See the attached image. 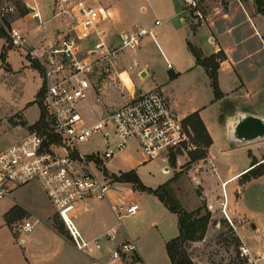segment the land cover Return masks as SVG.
<instances>
[{
  "label": "crops",
  "instance_id": "obj_1",
  "mask_svg": "<svg viewBox=\"0 0 264 264\" xmlns=\"http://www.w3.org/2000/svg\"><path fill=\"white\" fill-rule=\"evenodd\" d=\"M22 1L29 8V12L9 21V25L26 33L27 40L30 33L46 32V34H40L35 43L32 44L28 41L30 46L41 47L52 44L58 29L65 27L57 18H54L56 0ZM87 1L107 10L108 16L101 19V24L108 31L110 40L115 43L119 42L120 36L138 27L152 30L153 34L156 31L159 36L158 39L156 35L154 38L146 35L136 50L124 48L120 52L117 60L129 61V69L134 70L132 73L118 66L117 63L113 73H110L109 77L102 78L100 83L96 84V92H92L89 106L98 114L99 118L97 119L111 112V107L107 106L108 103L103 99L102 91L107 89V81L110 83V79L116 78L118 75L121 81V84L118 85L121 98L119 102L115 103L116 108L140 92L159 88L181 118L184 119L197 111L212 138V143L207 149L208 156L204 162L207 167L205 171L199 173L190 171V173L192 172L194 181L201 185L202 199L206 201L212 216L205 238L194 243L198 245L208 239L215 230L214 224L219 226L218 221L212 220V218L215 219L216 215L223 213V203L226 201V213L242 244L250 250L251 261H263L264 174L250 180H245L243 174L251 169L253 158L259 162L264 161V139L243 145L231 143L226 135V119L231 117L234 112L241 111L256 115L264 114V105L260 104L264 103V76L261 75L264 62V13L257 10L255 0H226L225 5L215 3L214 7L209 10L207 20L194 26L195 23L183 22L180 19L184 0H137L136 3L132 0L129 2L125 0ZM7 2V0H0V3L7 4ZM148 8H151L156 15V19L151 23H148L143 17L139 18L138 15V13L145 14L149 10ZM33 10L40 13V20L33 18L31 13ZM157 20L161 23L156 25ZM42 23L46 24V28ZM52 23L54 24L51 25ZM25 24L29 26L28 29L24 27ZM146 40L147 42L153 40L157 44L167 61L170 77L161 78L153 85L144 88L141 84L149 75L148 63H145L146 59L143 57ZM188 41L200 48L205 56L219 51L225 52L227 58L220 63L218 70L219 85L225 94L222 99H215L211 78L206 69L196 62L188 48ZM19 50L26 55L24 50ZM26 58H28L27 55ZM30 66L32 65L30 64ZM253 76H258V79ZM40 78L42 84L43 79L41 76ZM137 78L140 80V86L137 84ZM179 81L185 82L186 85L191 84L197 89L191 91L188 88L185 93L179 86ZM227 101L233 102L234 107L225 108L227 105L224 104ZM33 103H36L35 100ZM27 108L28 106L11 110L10 115L21 114L29 125L33 124L37 120H28L25 114ZM17 125L19 127L20 124ZM26 130L27 128H25ZM24 133L16 136L14 140L19 139ZM9 144L8 142L1 143L0 149ZM119 153L135 154V156L130 155L131 161L127 168L121 171L135 169L140 177L142 176L140 172L142 167L160 160L163 172L171 179L174 176L172 167L177 169V164L184 163L182 156L178 158L176 166L171 165L170 161H166L162 157L148 160L134 141L114 157ZM111 160L107 162V165ZM108 170L110 169L108 168ZM116 183L124 186V189L132 195L139 191L134 189L131 183ZM223 184H226L224 186L226 200ZM159 185L150 187L156 188ZM140 192L138 193L141 194ZM150 195L154 198V204L160 214L173 219L172 229L164 228V232L174 236L173 229L177 225L176 237L179 234L178 215L171 212L157 196ZM197 195L193 189L191 200H187L180 194L179 200L188 211H194L203 203V200H200ZM124 200L118 197L115 190L109 192L108 199L85 200L75 214L76 223L83 235L93 239L117 226L118 221L111 209V204L127 205L131 203ZM132 202L140 205V211L134 215L135 217L146 213L139 201ZM55 212L56 210L44 190L37 184L28 185L10 197L0 199V264H92L93 257H102L107 248L111 246L106 242L104 252L94 256L82 253L74 246L63 222L61 221L60 228H57L53 223L52 216ZM37 219L41 221L37 222ZM25 220H30L34 224L29 231L20 228ZM127 237H131L135 241L138 238L136 229L128 225L125 226L123 222L120 239ZM168 241L170 239H164V243ZM138 250L141 258L145 261L139 246ZM256 255L262 256L257 257Z\"/></svg>",
  "mask_w": 264,
  "mask_h": 264
},
{
  "label": "built area",
  "instance_id": "obj_2",
  "mask_svg": "<svg viewBox=\"0 0 264 264\" xmlns=\"http://www.w3.org/2000/svg\"><path fill=\"white\" fill-rule=\"evenodd\" d=\"M9 3L0 11L3 26L5 12L16 8ZM54 11V18L65 27L58 29L52 44L30 46L26 33L14 26L7 27L11 45L24 50L42 74L39 101L48 126L47 133L38 128L28 129L19 139L0 149V199L37 184L79 251L94 256L104 252L106 242L111 244L102 257H93L92 264H146L133 238L120 239L123 220L139 213L138 203L111 204L117 226L93 239L79 229L76 211L85 200L108 199L114 182L108 175L107 162L130 142H136L148 160L162 157L170 161L172 153L194 147L192 131L185 127L183 118L159 88L140 92L100 119L89 122L83 109L91 93L96 92V74L98 77L110 74L124 48L136 50L146 35L154 38V34L138 27L115 43L101 24V19L108 16L107 10L87 0H56ZM31 13L33 18L41 19L38 11ZM180 19L191 23L206 21L200 0H184ZM160 23L156 21V25ZM42 25L46 28V24ZM98 134L106 145L105 150L84 153L81 144ZM226 207L225 201L223 212L231 221ZM33 225L25 220L20 228L29 231ZM241 255L251 259L250 250L244 245Z\"/></svg>",
  "mask_w": 264,
  "mask_h": 264
},
{
  "label": "rangeland",
  "instance_id": "obj_3",
  "mask_svg": "<svg viewBox=\"0 0 264 264\" xmlns=\"http://www.w3.org/2000/svg\"><path fill=\"white\" fill-rule=\"evenodd\" d=\"M125 1L129 2L131 0ZM132 1L136 3L137 0ZM200 2L206 17H208L209 10L210 8L214 7L213 5L215 3H221L223 5L227 3L226 0H200ZM7 3H9V1ZM9 4H14V2L11 1ZM3 6H6V3H0V11L2 10ZM148 9L149 10L146 11L145 14L138 13V15L139 18L143 17L146 21H148V23H151L156 19V15H154L151 8ZM14 10L15 11H12L11 13L3 11L5 12L4 18H8L9 21L17 19L20 16V13L17 8H15ZM55 21L57 22V20ZM199 23H195L194 26ZM53 24L54 23H52L51 25ZM0 26L4 28L6 34L8 35L7 27H10L12 25H7L5 23V26H3L0 23ZM24 27L28 29L29 26L25 24ZM37 33L38 34L30 33L28 35L29 43H35L40 34H46L45 31H38ZM154 35H156V37L159 39L156 31ZM6 40L4 41V37L2 36L0 37V144L5 142L12 143L15 141L14 138L16 136L25 132V128H27L28 130L29 124L27 123L24 116L21 114H14L11 116V110H15L16 108H25L26 106H28L25 114L30 121L38 120L41 113H43L40 108V101L38 98H36L43 85V83L41 84L40 76L42 77V74L40 70L32 65L28 58H26L24 52L19 50L20 48L12 46L11 44V47L8 48V43L6 44ZM8 40L10 42L9 35ZM5 47H7L8 49L6 51L5 60H3L2 52ZM145 47L146 50L143 53V57L146 59L145 63H148L147 67L149 68V75L147 76L143 84H141L139 78H137V84L139 86L140 84L141 86L143 85L144 88L153 85L157 80L161 78L168 76L170 77V72L167 68V61L161 51L158 49L157 44L153 40L150 42H147L146 40ZM115 62V68L116 64L118 63V66H121L123 69H127L128 71H130V73L134 71L129 69V61L121 62L120 59H115ZM30 64L32 66H30ZM114 67L110 71V73H113ZM135 70H138V68H135ZM97 75L98 73L96 74L98 84L100 83L102 78L109 77V73H103L99 75V77ZM261 75L264 76V62L262 63ZM119 78V75L116 76V78L112 77L110 79V83L107 81V89H102L103 99L108 103L107 106L111 107L110 111L116 109L115 103L119 102L121 98L120 87H118V85L121 84ZM255 79H258V76H256ZM179 86L182 88V90H184L185 93L188 88L191 91H195L197 89L195 88V86L191 84L186 85L185 82L182 81H179ZM91 99L92 93L89 98L90 103L88 102V104H86L85 102V106L83 109V112H85L87 120L89 122H93L97 118H99L95 110H93V108L89 106L91 104ZM34 100L36 103H33ZM260 104L264 105L263 102ZM224 105H227L226 107L224 106L227 109L234 107V103L231 101L225 102ZM5 115L6 118H4ZM17 124H20L19 127ZM105 147L106 145L104 144L101 135L98 134L91 138L89 141L82 143L80 149L84 153H91L95 150H100L101 152H103L105 150ZM202 149L206 151V154H204L205 156L190 163L191 152L198 153ZM207 152V148L194 145V147H192L191 149L185 147L184 150L176 153V159L178 160V158L182 156L181 158H183L182 161L184 162L181 165L177 164V169H174L172 167L173 174H175L176 172H180V177L173 183L175 194L178 198L180 194L183 195V197L187 200H191L192 192L194 189L199 195H197L198 197H200L199 199L203 200L201 185L197 184L194 181L192 172L199 173L201 171H205L207 167L205 166L204 162L206 157L208 156ZM130 155L135 156V154ZM130 155L119 153L107 165L111 170H108V175L113 179L114 182L111 190H115L118 194V197L120 199H125V202H132L135 200L139 201L144 207V211L146 210V213L144 215L138 217H126L123 220L124 225H128L131 228L136 229V235L138 237L136 241L137 246L142 249L146 264H171L170 258L166 251V242L164 243V239L171 240L175 237L177 233V225H175V228L173 229L174 236H172V234L164 232V228L172 229V226L174 225L173 219L163 217L160 214L159 210L154 204V198L152 197V195L140 191L138 192H140L141 194L137 192L132 195L128 193L126 189H124V186L116 183L118 181L114 176L119 177L122 172H125L121 170L127 168L128 163L131 161ZM161 166L162 162L160 160H157L142 167L140 171L142 174V176L140 177L141 180L149 186L162 184L168 181L169 178L163 172ZM190 171L192 172L190 173ZM207 208L209 210L208 206ZM52 218L53 223L55 225L59 224L60 227L61 220L56 212L54 213ZM212 220H217L219 226L217 227V224H214L215 230L213 231L211 236L208 237V239L199 243L198 245L194 242L188 243L187 249L195 264H264V260L251 261L252 258L250 259L248 256L241 255V246L243 244L239 239L232 225V222L228 220L224 212L222 214H218V216L216 215L215 219L212 218ZM256 256L258 257L262 255ZM149 257L151 258L149 259Z\"/></svg>",
  "mask_w": 264,
  "mask_h": 264
},
{
  "label": "trees",
  "instance_id": "obj_4",
  "mask_svg": "<svg viewBox=\"0 0 264 264\" xmlns=\"http://www.w3.org/2000/svg\"><path fill=\"white\" fill-rule=\"evenodd\" d=\"M9 2L13 1L14 5L17 7L20 15H25L29 12V8L22 0H7ZM257 10L261 13H264V0H255ZM4 21L9 25L8 18H4ZM0 36L7 39V46L10 48L11 42L8 40V35L6 34L4 28L0 26ZM7 47L4 48L2 52V59L5 60ZM188 48L195 57V60L198 64L202 65L208 75L211 78V84L214 89L215 99H222L225 94L219 85L218 70L220 63L227 58L224 51H219L210 56H205L200 48L195 46L193 43L188 41ZM36 68L37 65L34 64ZM41 91L38 92L37 98L39 99ZM185 127H189L192 131L191 140L194 145L199 147L203 146L208 149L212 143V138L205 127L199 113L196 111L186 118L183 119ZM48 124L44 121V115L41 114L40 118L33 124L28 125V129L38 128L43 133H47L46 127ZM181 152L178 150L176 153ZM176 153H172L170 156V163L173 166H176L177 159ZM206 154L205 150L200 152H191V162L204 157ZM264 174V161L259 162L253 158V163L251 169L243 174L245 180H250L252 178L261 176ZM118 182L122 183H131L133 188L139 191L148 192L159 198L161 202L173 213L178 215V229L179 234L166 243V251L171 260L172 264H195L193 258L191 257L187 246L188 243L200 241L205 238L209 223L211 222V212L207 208L206 201L203 200L202 206L194 211H188L181 203L179 198L175 194L173 187V182L180 177V172H176L174 176L168 181L160 184L156 188L146 185L140 178L138 172L135 169H131L126 172H122L119 177H116ZM21 212V211H19ZM22 215V214H21ZM10 223V220H9ZM57 228L59 224L56 225Z\"/></svg>",
  "mask_w": 264,
  "mask_h": 264
},
{
  "label": "water",
  "instance_id": "obj_5",
  "mask_svg": "<svg viewBox=\"0 0 264 264\" xmlns=\"http://www.w3.org/2000/svg\"><path fill=\"white\" fill-rule=\"evenodd\" d=\"M227 138L236 145L248 144L264 139V114L234 112L226 119Z\"/></svg>",
  "mask_w": 264,
  "mask_h": 264
}]
</instances>
